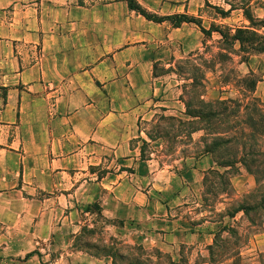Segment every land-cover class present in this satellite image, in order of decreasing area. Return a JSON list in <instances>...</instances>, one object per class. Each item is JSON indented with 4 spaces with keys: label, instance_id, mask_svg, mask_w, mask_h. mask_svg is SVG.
<instances>
[{
    "label": "crops",
    "instance_id": "0c3cea01",
    "mask_svg": "<svg viewBox=\"0 0 264 264\" xmlns=\"http://www.w3.org/2000/svg\"><path fill=\"white\" fill-rule=\"evenodd\" d=\"M138 1L205 28V7L229 5ZM83 2L0 0V264H132L83 242L130 256L128 246L155 249L174 264L188 250L206 257L207 152L175 158L193 159L189 174L175 173L159 163L170 156L159 154L161 137H149L162 114L192 119L165 98L156 69L195 51L190 35L203 33L149 21L121 0ZM84 228L95 237L85 240Z\"/></svg>",
    "mask_w": 264,
    "mask_h": 264
},
{
    "label": "rangeland",
    "instance_id": "374dc122",
    "mask_svg": "<svg viewBox=\"0 0 264 264\" xmlns=\"http://www.w3.org/2000/svg\"><path fill=\"white\" fill-rule=\"evenodd\" d=\"M225 1L229 5L223 8L205 7L203 22L208 28L214 26L230 33L247 28L264 36V0ZM219 9L227 13L221 14ZM190 38L189 45L195 51L175 54L171 66L156 69L164 74L163 95L180 100L175 102L177 109H185V102H189L191 111H222L220 100L230 101L224 114L215 118L182 119L179 127L170 128L177 122L157 117L149 125L151 135L161 136L158 142L164 149L159 154L170 155L163 157L168 162L159 163L163 167L171 165L175 173L189 174L193 163L192 158L174 161L175 158L198 157L205 144L213 149L201 162L206 169L200 189L207 215L213 220V251L210 256L206 251V257H202L200 253L191 256L188 250L177 264H264V209L255 206L262 202L264 207V52L248 47L256 44L255 39L248 40L244 49L238 41L225 44L216 31L208 37L191 34ZM2 96L0 89V102ZM223 163L229 165L221 166ZM239 206L255 207L248 210V216L242 211L234 217L227 215ZM83 235L90 240L95 232ZM167 254L170 255L161 256V264H172ZM140 258L146 260V255ZM201 258L205 261L198 262Z\"/></svg>",
    "mask_w": 264,
    "mask_h": 264
},
{
    "label": "trees",
    "instance_id": "16d2710c",
    "mask_svg": "<svg viewBox=\"0 0 264 264\" xmlns=\"http://www.w3.org/2000/svg\"><path fill=\"white\" fill-rule=\"evenodd\" d=\"M121 1H125L128 8L130 10L135 11L137 14L141 15L142 17H144L145 19L149 20V21H153L155 23H161L163 21H168L171 23L172 26L174 27H178L180 26L182 23H194L196 24L201 32L204 34V36L208 37L211 36L213 31H216L222 39V42L225 44H232L235 41H238L240 44V48L244 49L245 44L247 43L248 40H253L255 39L256 44H251L250 46H248L250 49H252L253 51H257V52H264V36L260 35L258 32H254V31H250L247 28H236L235 32L230 33L228 30H223L221 28H215L214 26H211L209 28H205L203 27L201 20H199L198 18L191 16V15H187V14H172V15H160L157 14L155 12H152L150 10H148L147 8H145L144 6L141 5V3L138 0H121ZM79 4L83 5V0H78ZM219 12L221 14H226L227 11H224L222 9H219ZM248 15V14H247ZM249 19L250 16H248ZM248 49V48H247ZM247 51V50H246ZM0 89L3 91V96L2 98H5V88L0 86ZM227 101L230 100H220V103L223 105L222 107V111H216V110H212L209 109L207 111H203V110H194L191 111L189 110V106L190 103L189 102H185V113L186 115L190 116L193 119H201V118H215L218 115L224 114V112L228 109V105H227ZM247 107V105H245V108ZM161 119H165V117H168V119L170 120H174L177 123L174 125L169 126L170 128H177L181 125V123H183V120L181 118H176L175 116H160ZM253 119H251L252 121ZM252 123V122H251ZM160 127V126H159ZM158 137H161L159 135H157ZM149 137L152 138V135L149 134ZM154 139V138H152ZM224 141H228L227 139ZM143 142L145 143V141L143 140ZM203 152H213V149L211 147H208L206 144L203 146ZM224 162H230L229 160H226ZM228 163H223L221 164V166H228ZM255 206H259L262 209H264L263 207V203L260 202L259 204L255 205ZM255 206H239L237 208L234 209L233 212L227 214L229 217H234V215L239 212L242 211L244 214H248V210L252 208H254ZM248 216V215H247ZM224 230V228H223ZM83 233H89L92 232L91 229L88 228H84ZM83 246L85 248H93L96 249V251H101L104 254H108V255H112L115 258H117L119 261L125 262V263H132V264H146L145 262L149 261L151 264H155L152 261V257L153 256H158L161 257L164 253L160 252L159 250H153L152 253L146 252V249H144L141 246H128L127 249H132L129 250V253L131 254H124L122 252H120V250L118 248H116L114 245L110 246V247H99V246H92L90 245L88 242H83ZM213 251V243L211 246L208 247V253L209 256L212 254ZM141 255H146V260H143L141 257ZM168 255V254H167ZM170 260V262L172 264H174L171 261V257L170 255L167 256Z\"/></svg>",
    "mask_w": 264,
    "mask_h": 264
}]
</instances>
